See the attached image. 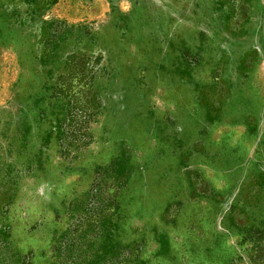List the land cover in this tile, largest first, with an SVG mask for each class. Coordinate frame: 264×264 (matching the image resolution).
<instances>
[{
    "label": "rangeland",
    "instance_id": "1",
    "mask_svg": "<svg viewBox=\"0 0 264 264\" xmlns=\"http://www.w3.org/2000/svg\"><path fill=\"white\" fill-rule=\"evenodd\" d=\"M0 264H264V0H0Z\"/></svg>",
    "mask_w": 264,
    "mask_h": 264
}]
</instances>
